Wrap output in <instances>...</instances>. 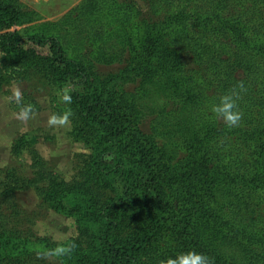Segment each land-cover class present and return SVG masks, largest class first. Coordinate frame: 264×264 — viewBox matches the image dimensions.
<instances>
[{
  "label": "trees",
  "instance_id": "trees-1",
  "mask_svg": "<svg viewBox=\"0 0 264 264\" xmlns=\"http://www.w3.org/2000/svg\"><path fill=\"white\" fill-rule=\"evenodd\" d=\"M144 1L150 17L136 0H90L87 8L103 19L88 41L96 48L123 29L126 76L142 88L164 86L174 106L187 110L189 131L180 141L186 155L175 168L159 161L164 152L117 93V77L93 83L59 37L22 36L23 8L0 0V52L18 65L35 47L48 49L40 71L60 92L72 138L90 151L80 165L85 180L46 195L81 227L65 242L6 226L10 194L0 191V264H46L49 255L63 264H144L152 246L161 264L189 253L207 264H264V0ZM226 95L240 114L234 125L214 110ZM16 107L41 109L28 94ZM35 142L22 137L12 150ZM30 154L33 167L46 164L36 149ZM124 228L130 231L123 236ZM206 229L237 243L244 262L216 254L204 242Z\"/></svg>",
  "mask_w": 264,
  "mask_h": 264
},
{
  "label": "rangeland",
  "instance_id": "rangeland-1",
  "mask_svg": "<svg viewBox=\"0 0 264 264\" xmlns=\"http://www.w3.org/2000/svg\"><path fill=\"white\" fill-rule=\"evenodd\" d=\"M6 1L18 4L25 12L26 23L20 27L22 36L59 37L69 55L84 63L93 83L104 84L117 77V93L125 94L127 102L138 113L143 132L154 136L158 149L164 152L158 156L159 161L167 168L176 167L186 155L180 141L189 131L187 110L174 106L164 86L148 82L142 88L139 79L132 82L126 76L123 29L94 48L88 41L90 27L103 16L93 8H87L90 0ZM136 1L143 8L144 15L152 16L144 0ZM47 53V48L37 46L35 52L30 53L21 64L13 65L0 52V171L10 170L9 174L0 173V191L10 194L5 206V214H8L6 226L48 236L62 243L77 236L81 227L75 218L57 210L46 195L52 188L57 190L66 184L68 188H76L77 183L83 182L85 171L80 165L83 164V155H88L89 160L90 151L72 138V121L59 111V108H65L58 99L60 92L47 83L40 71ZM25 94L38 101L41 106L39 111L27 114L16 107ZM22 137L28 140L35 137L36 142L25 144L14 153L13 145ZM32 149L45 159L46 164L41 168L32 166ZM37 171L42 175H37ZM28 178L38 181L29 183ZM104 192L107 196L113 194L109 189ZM218 200L226 202L224 198ZM242 218L250 222L246 213ZM129 231L124 228L122 235ZM203 237L205 244L212 247L216 254L238 263L244 262L242 249L237 243L209 229ZM157 254L158 249L152 246L141 256V260L144 264H161L156 260ZM45 260L46 264H63L52 255Z\"/></svg>",
  "mask_w": 264,
  "mask_h": 264
},
{
  "label": "clouds",
  "instance_id": "clouds-1",
  "mask_svg": "<svg viewBox=\"0 0 264 264\" xmlns=\"http://www.w3.org/2000/svg\"><path fill=\"white\" fill-rule=\"evenodd\" d=\"M234 108L235 101L233 97L231 95H226L222 98L221 106L215 108L214 110L218 113H223L229 125H234L240 119V114L232 111ZM167 264H207V260L202 256L189 253L185 256L177 258L176 260H169Z\"/></svg>",
  "mask_w": 264,
  "mask_h": 264
}]
</instances>
